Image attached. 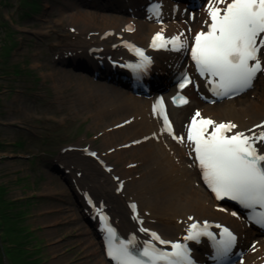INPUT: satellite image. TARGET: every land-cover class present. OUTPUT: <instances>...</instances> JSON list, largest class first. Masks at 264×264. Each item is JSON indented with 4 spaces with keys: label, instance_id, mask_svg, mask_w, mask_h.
<instances>
[{
    "label": "bare ground",
    "instance_id": "6f19581e",
    "mask_svg": "<svg viewBox=\"0 0 264 264\" xmlns=\"http://www.w3.org/2000/svg\"><path fill=\"white\" fill-rule=\"evenodd\" d=\"M34 1H37L36 4L39 6V1ZM68 1L66 5L70 3L69 8L60 9L59 20L60 22L65 21L72 32H76L84 39L70 48L72 56L73 58L85 57L82 61L87 60L92 66H98L88 54L89 47L94 44L105 49L106 53H114L106 42L117 41L120 38L129 39L145 47L150 35L156 32H162L166 36L181 35L188 43L190 41L188 38L192 37L189 32L192 29L193 32L197 31L208 22V14L199 7L207 0H192L194 1L193 6L179 5L172 0H160L161 15L159 18L153 15L149 18L146 16L147 19L140 16V11H142L141 7H138L140 0H117L122 1L119 4H113L111 0H108L107 4L95 3L86 6L73 2L75 0ZM155 1L159 5L158 0ZM175 7L178 11L174 10ZM93 9H98V11ZM110 10L133 13L140 17L138 20H130L132 30L128 33L114 19L116 16L107 13ZM111 32L113 35L109 34ZM64 50L59 49L58 53L63 56ZM117 54L122 55V51L118 50ZM150 56L152 64L157 69H161L157 71L160 77L165 74L167 79L176 78L175 72H180L186 67L190 68V58L185 48L180 53L151 52ZM16 60L22 61L20 56H17ZM26 62V66L32 69L39 67L34 58ZM103 66L105 67L96 69L100 71L98 79L101 81H90L91 76L83 75L84 72L79 78L75 77L72 80L74 89L85 98L71 103L74 109L84 110L89 104L93 105L88 115L94 125L101 126L99 143L102 150L96 152L95 158L92 157L94 152L85 147L81 149V153L77 151L76 157L61 155L58 158L66 173L73 178L72 189L75 188L85 195L83 200L85 204L87 199L94 202V208H84L89 219L91 220L94 215L101 218L98 213L93 215L92 211L102 206L107 209L104 211L110 215L113 227L127 238L132 234L143 237V234L139 232L141 228H156L167 238L175 240V237L187 232L188 226L186 225L190 223L189 219L195 218V215L198 218L211 217L213 221L221 220L238 235L239 243L242 242L243 248L246 249L244 264H254L262 260L264 258V234H258L256 230L251 229L243 215L231 218L229 213L223 214L228 201L221 203V208L216 212L212 211L215 196L209 187L203 189V186L207 184L202 183L201 170L197 168L192 144L185 139L180 142L179 139H174L167 134L162 121L154 111V94L135 95L129 89L112 90L116 84L114 76L117 74H113L111 69L114 71L115 68L110 64L106 65L105 61ZM62 69L53 67L35 73L42 77H49L54 81L53 83L60 84L64 81L62 75L68 76L69 72L72 73L71 71L81 72ZM79 70L86 71L87 68L81 67ZM57 72L60 73L58 76ZM155 80L158 83L163 82L160 78H155ZM171 82L166 84L163 82L164 93L168 98L167 102L170 105L175 128L174 134L177 138L181 136L185 138L184 124L188 122L195 108L201 110L203 118H210L217 123H235L237 128L234 132L248 133V130L258 125L264 118V88L259 83H256L252 92L246 96L209 104L200 101L202 96H209L204 91L205 82H203V86L199 87L202 96H195L194 87H192L190 89L192 91L187 94L188 103L177 106L173 104V95L176 92ZM50 87L59 88L56 84ZM93 97L97 100H91ZM259 131L261 130H257ZM74 148L78 150L76 145ZM74 148L72 147L73 151ZM77 159L80 162H75ZM86 163L90 167L89 170L86 169ZM76 169L83 172L79 180L73 176ZM132 204L136 205L135 212L130 207ZM47 211L53 210L49 208ZM65 223L67 221L58 216L53 221L54 225ZM94 228L97 229L95 224ZM85 229L79 235L88 237L90 228ZM66 230L72 232L73 228L68 225ZM251 239L257 243L254 250H250L249 246L245 245V242ZM83 243L88 244L87 247L96 245L95 241L90 238ZM98 244L101 248L99 242ZM207 248H210V245L206 242L195 247L194 256L201 261L204 257L203 253L208 252L204 250ZM90 254L97 257V264H106L102 257H98V250L95 249Z\"/></svg>",
    "mask_w": 264,
    "mask_h": 264
},
{
    "label": "rangeland",
    "instance_id": "374dc122",
    "mask_svg": "<svg viewBox=\"0 0 264 264\" xmlns=\"http://www.w3.org/2000/svg\"><path fill=\"white\" fill-rule=\"evenodd\" d=\"M29 1L25 0V5L20 0L0 4V42L4 41L8 28L14 30L10 36L15 42L8 56L1 55L6 45L0 52V184L5 187L6 199L22 211L19 223L29 232L26 247L31 253L37 252L34 259L41 264H97V257L90 253L95 249L99 252V241L94 223L84 209L87 208L83 202L85 195L72 189L73 178L58 158L61 155L76 157L84 147L91 149L95 157L96 152L102 150L101 126L90 121L88 112L93 105L89 104L85 110L71 105L84 97L72 84L82 73L71 71L73 74L62 75L64 81L60 84L35 73L53 67L80 71L84 64L81 58H73L70 48L84 39L72 32L65 21L59 20L60 9L69 8L68 0H38L36 9L26 6ZM87 1L103 3V0ZM59 49H65L63 56L58 53ZM17 56L22 61H17ZM26 58L36 59L39 67L26 66ZM51 82L59 88L50 87ZM257 82L264 88V78ZM82 174L76 169L73 176L79 180ZM49 208L53 211L48 212ZM57 216L67 223L54 225ZM68 225L72 226V232L66 230ZM85 228H90L88 237L79 235ZM88 238L95 241L94 247L83 243ZM253 241L248 240L245 245L251 246ZM7 245L25 248L20 242ZM5 256L10 264H16L11 262L12 257L15 262H22L12 250L6 251Z\"/></svg>",
    "mask_w": 264,
    "mask_h": 264
},
{
    "label": "snow or ice",
    "instance_id": "6c2138e0",
    "mask_svg": "<svg viewBox=\"0 0 264 264\" xmlns=\"http://www.w3.org/2000/svg\"><path fill=\"white\" fill-rule=\"evenodd\" d=\"M154 11L158 13L159 9ZM208 15V29L194 37V47L191 49L197 70L201 76L212 78L209 83L214 84L213 91L217 96L230 97L246 91L252 87L258 73L264 72L261 55L264 49V0H211ZM152 47H170L172 51H180L186 47V41L181 35L167 39L161 32L153 38ZM132 50L139 56L140 63L128 67L140 70L151 64V59L143 50ZM191 83L192 80L185 75L180 88ZM174 102L187 104L188 100L181 96ZM154 111L163 115L166 131L173 134L163 99L155 105ZM236 128L235 123H217L203 118L197 111L190 122L187 140L193 145L203 179L216 198H227L246 209H252L250 220L264 227V211H255L257 207L264 210V124L256 126L262 129L259 132L255 129L248 130V133L234 132ZM173 138L180 142L185 139L183 136L177 138L174 134ZM130 207L135 212L136 205ZM232 214L236 215L235 212ZM101 219L108 237L107 254L115 264H195L187 244L163 240L156 232L149 233L151 241L170 245L172 251L162 250L151 241L146 242L142 250L136 249L132 241L125 243L120 240L117 243V233L109 224V218L101 216ZM209 227L206 222L203 226L193 223L184 240L199 243L202 236H207L216 244V256L222 258L233 248L237 237L224 227L221 229V239L217 240ZM215 227L221 228L220 225ZM141 231L149 232L145 228H141Z\"/></svg>",
    "mask_w": 264,
    "mask_h": 264
},
{
    "label": "trees",
    "instance_id": "16d2710c",
    "mask_svg": "<svg viewBox=\"0 0 264 264\" xmlns=\"http://www.w3.org/2000/svg\"><path fill=\"white\" fill-rule=\"evenodd\" d=\"M22 5H25V0H20ZM6 0H3L1 3H5ZM37 1L30 0L27 3V7L36 9L39 6L36 4ZM28 15V14H26ZM11 28H8L7 33L5 34V44H13V40L10 36V33L13 32ZM7 48V47H6ZM6 53V52H3ZM5 187L0 184V264H10L6 259L5 252L12 250L14 254L20 259L22 262H15L11 258L12 263L16 264H41V262L37 259H34L37 252L31 253L29 247H26L27 238H29V232H25V226L22 223H19L21 220L20 213L22 212L18 205L14 202L6 199L5 195ZM19 209V210H18ZM24 236V237H23ZM9 242H15L25 245V248L22 246H10L7 245ZM29 244H27L28 246ZM33 256V258H32Z\"/></svg>",
    "mask_w": 264,
    "mask_h": 264
}]
</instances>
